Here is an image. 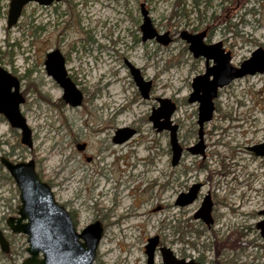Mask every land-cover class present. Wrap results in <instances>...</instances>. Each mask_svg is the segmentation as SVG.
Returning <instances> with one entry per match:
<instances>
[{
    "label": "rangeland",
    "instance_id": "obj_1",
    "mask_svg": "<svg viewBox=\"0 0 264 264\" xmlns=\"http://www.w3.org/2000/svg\"><path fill=\"white\" fill-rule=\"evenodd\" d=\"M10 1L0 0V64L21 80L26 98L21 111L34 148L20 146V131L0 114V156L34 158L78 231L97 220L103 224L95 264H148L145 245L155 234L175 255L204 253L206 264H264V238L257 227L264 219V163L246 147L264 141V72L219 90L214 118L204 125V152L191 154L186 148L198 142L199 104L188 98L192 80L205 72V60L195 58L181 37L182 31L209 28L210 41L222 40L239 66L264 48V0L31 2L8 28ZM142 5L153 28L173 36L168 45L143 41ZM56 48L84 93L79 106L61 100L63 88L47 73L46 53ZM127 62L153 82L149 98L142 96ZM158 98L177 105L172 120L185 151L176 166L170 132H158L149 119ZM236 117L242 133L235 128ZM125 127L136 129L134 136L114 142L116 130ZM82 143L86 148L79 150ZM248 168L255 170L256 189L243 198L231 194L225 174L233 169L249 186ZM198 183L199 197L176 205L178 196ZM208 195L217 217L211 227L194 216ZM19 204L16 183L0 162V228L10 244L9 252L0 246V264H22L29 256L27 236L13 233L6 223ZM154 264H164L159 252Z\"/></svg>",
    "mask_w": 264,
    "mask_h": 264
},
{
    "label": "water",
    "instance_id": "obj_2",
    "mask_svg": "<svg viewBox=\"0 0 264 264\" xmlns=\"http://www.w3.org/2000/svg\"><path fill=\"white\" fill-rule=\"evenodd\" d=\"M55 1L62 0H11L7 27L12 28L18 23L24 8L29 3L37 2L41 6H50ZM142 14L144 18L141 24L142 39L144 41L156 39L159 43L168 45L171 42L168 32L160 34L153 28L144 5H142ZM203 36V34L191 35L188 31L181 33V37L189 43L193 55L196 58L206 59V72L193 79V92L188 98L190 103H199V141L186 149L194 155L204 152V125L213 118L214 99L217 97L218 90L235 79L264 72V48L255 49L250 58L244 60L239 67H235L231 63L230 52L225 51L222 42L205 45ZM211 60L212 65H210ZM45 65L47 73L53 76L63 88V99L72 106L81 105L83 93L68 77L65 59L58 49L47 54ZM130 69L142 96L148 98L152 89V81L145 80L139 68L131 65ZM24 102L25 98L20 93L19 79L0 65V113L7 118L13 128L21 131L22 143L32 149L34 146L32 130L20 109ZM158 102L159 106L153 109L149 119L158 132L164 130L170 132L172 165L175 166L179 164L184 151L178 138L179 127L172 120L177 106L170 98H158ZM134 134V129L119 128L115 132L113 141L122 143ZM84 148L85 144L78 145V149L83 150ZM251 150L257 156H264V143L251 147ZM1 162L19 190L18 215L10 216L6 223L13 233L27 236L26 251L29 256L22 264H95L97 251L104 234L103 224L95 221L78 231L70 212L56 200L52 187L41 179L33 159L13 162L7 157H2ZM199 189L200 184H194L187 192L178 196L176 204L179 206L191 204L197 198ZM212 207L211 198L207 196L196 215L209 226L213 223ZM257 226L264 237V220ZM158 244L159 237L154 236L149 239V244L146 246L148 264H153ZM0 246L4 252H9L10 244L2 229H0ZM160 251L166 264H194L191 260L177 259L168 247H161Z\"/></svg>",
    "mask_w": 264,
    "mask_h": 264
},
{
    "label": "flooded vegetation",
    "instance_id": "obj_3",
    "mask_svg": "<svg viewBox=\"0 0 264 264\" xmlns=\"http://www.w3.org/2000/svg\"><path fill=\"white\" fill-rule=\"evenodd\" d=\"M143 21H144V18H143ZM141 27V26H140ZM189 33H191V35H200V34H203L204 36H203V42H204V44L205 45H212V44H214V42L212 43L211 41H210V30H209V28H204L202 31H198V30H195V31H192L191 30V32H189ZM168 34H169V37L171 38V42L174 40L173 39V36H171L170 35V32H168ZM218 42H222L223 43V48L225 49V51L226 52H230V54H231V63H232V51H230V50H228L227 48V46H226V44H224V42L222 41V40H220V41H218ZM188 43V42H187ZM215 43H217V42H215ZM189 44V43H188ZM56 49H58V48H56ZM56 49H53V50H51V51H54V50H56ZM190 49V48H189ZM59 50V49H58ZM51 51H48L47 53H46V59H47V54L48 53H50ZM60 51V50H59ZM191 51V50H190ZM61 52V51H60ZM61 54L63 55V57H64V59H65V68H66V62H67V59H66V57H65V55H64V53H62L61 52ZM194 56V55H193ZM195 57V56H194ZM196 58V57H195ZM198 58H203L204 60H205V72H206V59L204 58V57H198ZM46 59H45V61H46ZM244 61V60H243ZM242 61V62H243ZM241 62V63H242ZM45 63V62H44ZM240 63V64H241ZM127 64H128V67L129 68H131V64L129 63V62H127ZM213 64V61L211 60L210 61V65H212ZM1 65V64H0ZM233 65V64H232ZM2 66V65H1ZM46 66V65H45ZM134 66V65H133ZM234 66V65H233ZM240 66V65H239ZM3 67V66H2ZM235 67H238V66H235ZM5 68V67H4ZM6 69V68H5ZM67 70V69H66ZM131 70V69H130ZM9 71V70H8ZM141 71V70H140ZM10 72V71H9ZM204 72V73H205ZM10 73H12V72H10ZM13 74V73H12ZM67 74H68V77L73 81V79H72V77L69 75V73H68V71H67ZM142 74V73H141ZM203 74V73H202ZM14 75V74H13ZM199 75H201V74H199ZM15 76V75H14ZM198 76V75H197ZM17 77V76H16ZM53 77V76H52ZM196 77V76H195ZM194 77V78H195ZM18 78V77H17ZM54 78V77H53ZM19 79V78H18ZM55 79V78H54ZM19 81H20V93L22 94V91H21V80L19 79ZM74 82V81H73ZM58 83V82H57ZM75 83V82H74ZM192 83H193V80H192ZM59 84V83H58ZM231 84V83H230ZM60 85V84H59ZM75 85L77 86V84L75 83ZM61 86V85H60ZM152 86H153V82H152ZM77 88H78V86H77ZM79 89V88H78ZM193 89V88H192ZM220 89H222V88H220ZM219 89V90H220ZM80 90V89H79ZM219 90H218V94H217V97L219 96ZM81 91V90H80ZM82 92V91H81ZM193 92V91H192ZM191 92V93H192ZM83 93V92H82ZM63 94H64V90H63ZM23 95V94H22ZM23 97L25 98V95H23ZM150 97V96H149ZM148 97V98H149ZM216 97V98H217ZM61 100H64L63 99V95H62V99ZM83 100H84V93H83ZM25 101H26V98H25ZM65 101V100H64ZM66 102V101H65ZM83 102V101H82ZM25 103V102H24ZM67 103V102H66ZM196 103H198V102H196ZM67 104H69V103H67ZM82 104V103H81ZM176 104V103H175ZM199 104V103H198ZM22 105V104H21ZM177 106V105H176ZM214 106H215V99H214ZM20 109H21V106H20ZM215 112H216V106H215V110H214V114H215ZM1 114V113H0ZM198 114H199V105H198ZM214 114H213V118H214ZM5 117V116H4ZM6 118V117H5ZM213 118H212V120H213ZM7 119V118H6ZM240 119L241 118H235L234 119V121H236L237 123H235L237 126L235 127V128H237V129H240L241 128V131L239 132V133H242L243 132V130H244V128L241 126V123H239L240 122ZM211 120V121H212ZM211 121H209V122H211ZM242 121V120H241ZM28 122V121H27ZM10 123V122H9ZM153 123V122H152ZM197 123H198V121H197ZM206 123H208V122H206ZM205 123V124H206ZM11 125V124H10ZM12 127V126H11ZM179 127V126H178ZM13 128V127H12ZM126 128V127H125ZM128 128V127H127ZM130 128V127H129ZM235 128H232V129H235ZM13 129H16V128H13ZM131 129H134V128H131ZM18 131H20L19 129H17ZM32 130V129H31ZM135 130V133H136V129H134ZM205 133V132H204ZM32 134H33V131H32ZM20 146H26V145H24L23 143H22V141H21V138H22V135H21V131H20ZM134 136V135H133ZM132 136V137H133ZM33 142H34V136H33ZM261 143H264V141L263 142H259V143H256V144H253V145H248V146H246L247 147V150H248V152H250L252 155H253V158H255V160L256 159H259V160H261V162H263L264 163V156H257L256 154H255V152L254 151H252L251 150V147H253V146H256V145H259V144H261ZM82 144H85V148H86V143H82ZM171 146V145H170ZM193 146V145H192ZM27 147V146H26ZM33 148H34V146H33ZM33 148L32 149H30V148H28L29 149V151L30 152H32L33 151ZM77 148H78V145H77ZM84 148V149H85ZM83 149V150H84ZM80 150V149H79ZM172 150V149H171ZM6 154V156L4 155V156H0V162H1V158L2 157H7V158H9L8 156H7V153H5ZM11 153H9L8 155H10ZM15 157H13V159H10L11 161H13V162H19V161H27V160H31V159H33L34 161H35V163H37L36 162V160L34 159V158H25V156H23V155H21L20 156V154H18V155H14ZM18 156H20V157H18ZM183 156V155H182ZM21 158V159H20ZM181 159H182V157H181ZM181 161V160H180ZM180 163V162H179ZM1 164H2V162H1ZM3 165V164H2ZM176 166V165H175ZM36 170H37V165H36ZM247 172L246 173H244V174H248V178H250V185L249 186H247V184H246V182H245V179L244 178H241V179H239V175L237 176V173L232 169L231 171H229L227 174H225V176L226 177H228L229 179H230V181H229V183H228V185H229V189H230V191H231V194H238L239 196H241L242 198H243V195L245 194V193H247V195L249 196V194L251 193V192H253L255 189H256V185H255V178H254V174H255V170H253L252 168H248L247 170H246ZM38 172V171H37ZM263 172H264V170H263ZM38 174H39V172H38ZM40 175V174H39ZM40 177H41V175H40ZM262 178H264V174L262 175ZM41 179H42V177H41ZM43 181H45L44 179H42ZM233 181H235L236 182V184L235 185H233L232 184V182ZM45 182H47V181H45ZM48 183V182H47ZM49 184V183H48ZM198 184H200V183H198ZM204 184V183H203ZM50 185V184H49ZM51 186V185H50ZM52 187V186H51ZM200 187H201V184H200ZM53 190V189H52ZM242 191V192H241ZM199 193H200V189H199ZM199 193H198V196H197V198L199 197ZM209 196V195H208ZM196 198V199H197ZM195 199V200H196ZM213 199H211V201H212ZM177 201V200H176ZM212 203H213V207H212V212H211V215H212V218H213V223L212 224H214L216 221H217V217H216V215H215V201H212ZM177 205V204H176ZM263 211L264 210H262V211H260V214H262V215H264V213H263ZM71 214V213H70ZM18 215V213L15 215V216H17ZM72 215V214H71ZM197 215V213L194 215L195 216V218L196 219H202L201 217H197L196 216ZM14 216V217H15ZM73 218V217H72ZM194 218V219H195ZM8 219V218H7ZM203 220V219H202ZM264 220V219H263ZM97 221H99V220H97ZM204 221V220H203ZM262 221V220H261ZM261 221H259V222H261ZM6 222H7V220H6ZM205 222V221H204ZM258 222V223H259ZM258 223H257V225H258ZM209 227H211V225L209 226ZM258 227V226H257ZM1 229V228H0ZM260 229V228H259ZM154 236H157V237H159V244L157 245V247H156V250H155V257H154V261H153V264L155 263V258H156V254H157V252H159L160 254H161V256H162V261L164 262V260H163V254H162V252L160 251V248L161 247H164V246H162V238H161V236L160 235H158V234H155ZM154 236H152V237H154ZM262 236V235H261ZM151 237H149L148 239H147V241H146V245H145V252H146V246L149 244V239H150ZM242 243V242H241ZM238 244V243H237ZM240 245V244H239ZM241 245H244V243H242ZM193 247V248H192ZM239 247H241V246H239ZM214 248H216V250H217V248H218V245L217 244H215V247ZM232 249V252L234 253V247H231ZM191 249H196V244L193 242L192 244H191ZM207 251L209 250V249H206ZM98 253V252H97ZM217 253H219L218 251H217ZM147 254V253H146ZM199 254H201V253H199ZM204 253H202V255H197L196 257L195 256H191V258H188V257H185V256H182L181 257V255H175L176 256V258L177 259H185V260H187V261H190L191 260V263H197V264H206V261H205V259H204V255H203ZM41 256V255H40ZM148 256V255H147ZM97 258V257H96ZM236 262V260H234V261H226V263L225 264H236L235 263ZM216 263L217 264H219L217 261H216ZM164 264H166L165 262H164Z\"/></svg>",
    "mask_w": 264,
    "mask_h": 264
}]
</instances>
